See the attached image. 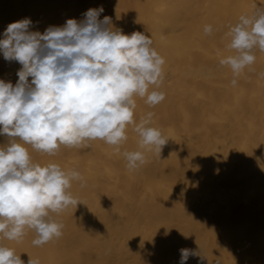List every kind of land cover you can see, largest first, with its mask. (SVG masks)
Masks as SVG:
<instances>
[{"label":"bare ground","instance_id":"obj_1","mask_svg":"<svg viewBox=\"0 0 264 264\" xmlns=\"http://www.w3.org/2000/svg\"><path fill=\"white\" fill-rule=\"evenodd\" d=\"M103 7L99 19L113 29L149 36L164 59L155 105L134 97L133 124L116 147L96 139L60 145L47 154L25 145L33 163L78 171L69 191L80 201L60 213L62 235L42 246L25 230L19 240L0 234L24 264H264V51L232 85L220 60L235 55L228 32L264 0H0V39L7 25L30 18L32 31L82 20ZM213 32L206 35L204 27ZM22 67L0 53V80H18ZM31 81V77L29 78ZM151 125L168 140L161 153L140 147L135 126ZM0 135V146L8 143ZM125 151H142L145 163L127 167Z\"/></svg>","mask_w":264,"mask_h":264},{"label":"clouds","instance_id":"obj_2","mask_svg":"<svg viewBox=\"0 0 264 264\" xmlns=\"http://www.w3.org/2000/svg\"><path fill=\"white\" fill-rule=\"evenodd\" d=\"M104 9L90 8L82 20L68 19L63 26H49L43 33L32 31L24 18L7 25L0 39L6 61L22 67L18 80H0V135L8 143L0 146V234L19 240L26 229L36 233L32 241L42 246L62 235L63 224L51 218L81 203L69 191L78 171H66L55 163H33L25 147L54 154L60 145L80 146L100 139L116 147L127 139L126 127L133 124L134 97H147L149 105L164 99L149 92L162 77L164 59L152 47V39L140 32L130 35L110 27L111 18L99 19ZM211 35V25L204 27ZM235 55L222 58L221 65L233 72L235 86L245 67L255 62L253 50L264 51V9L242 15L228 32ZM31 77V81L29 78ZM152 113L135 126L140 147L161 153L166 140L151 125ZM127 167L145 163L142 151L123 153ZM185 264L189 249H181ZM0 264H24L11 248L0 246ZM28 264H40L29 257Z\"/></svg>","mask_w":264,"mask_h":264}]
</instances>
